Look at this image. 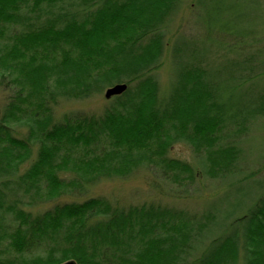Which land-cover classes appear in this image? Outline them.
I'll list each match as a JSON object with an SVG mask.
<instances>
[{
    "label": "trees",
    "instance_id": "16d2710c",
    "mask_svg": "<svg viewBox=\"0 0 264 264\" xmlns=\"http://www.w3.org/2000/svg\"><path fill=\"white\" fill-rule=\"evenodd\" d=\"M219 1L210 48L189 53L178 37L164 88L158 72L187 0H0V264H264V187L249 189L257 174L242 167L264 121V95L252 103L246 87L264 69L235 58L248 36L253 53L264 49L239 0ZM119 84L127 92L99 112L57 118L62 103ZM175 144L194 165L170 157ZM142 170L186 196L198 180L219 182L239 201L229 210L216 196L201 213L61 201Z\"/></svg>",
    "mask_w": 264,
    "mask_h": 264
},
{
    "label": "rangeland",
    "instance_id": "374dc122",
    "mask_svg": "<svg viewBox=\"0 0 264 264\" xmlns=\"http://www.w3.org/2000/svg\"><path fill=\"white\" fill-rule=\"evenodd\" d=\"M253 1L254 3H258V7L256 5L255 7L251 6V0H239L242 9L245 11V13H243L244 17L242 22L244 29L248 32H251V25H253V27L257 25L260 26L258 37L259 40L262 41L259 44L260 47L264 49V0ZM219 2V0H187V3H185L182 10L175 17L170 29L169 47L167 48L162 68L158 72L160 82L164 88L169 87L171 78H173L171 51L174 41L178 37L183 35L189 39V53L193 52L196 48L199 50L210 48V43L214 35L211 33L213 28H211L209 22L212 21L213 14L217 10ZM251 16L253 19L252 22ZM229 41L230 40L227 42ZM238 42H240L238 44L239 50L235 58L242 64H244L246 59L252 58L253 61L245 62L248 68L251 69V67L254 66L256 71H259L261 68L264 69V53H253L255 49L251 46V44H253L251 42V36L239 40ZM223 67L229 68L230 64L225 63ZM248 74L251 75V73ZM246 88L251 95V102H257L259 96L264 95V78L258 79ZM4 97L5 94L3 90L0 89L1 103ZM109 103L110 101L105 98L104 92L102 96H98L89 101L62 103L60 106L56 107L55 114L57 118H61L73 113L99 112ZM259 124L258 127L252 126L251 133L247 136L243 146L244 160L242 167L248 175L257 174L258 180L247 186L252 191H257L259 187H264V121ZM16 131L15 134L18 139L22 140L26 138V131H20L19 129H16ZM170 157L172 159L186 161L192 165L195 164L191 150L184 144H175L171 149ZM26 167L28 166L24 168ZM197 182L198 185L196 187L200 189L198 191L199 193L197 194L195 191H192L186 196L179 193L175 185H165L158 181V178L149 171L142 170L136 176L126 181L116 180L112 182H103L93 188L82 200L65 197L62 198L61 201H68V203H70L72 201L79 202L87 199H103L113 206L125 208L145 203H161L174 206L178 209H185L193 213L203 212L206 206L208 207L216 196L218 197L216 203L222 204L223 206L225 205L226 209L229 210L239 201L238 197L235 198V195L232 192H228L229 189H225L226 187L219 182L211 180L207 182L198 180ZM42 204L38 205L40 207H34L33 211L49 209L53 207L54 203L48 202L44 205ZM27 205V208L33 206L31 204ZM43 253V251H37L28 256L34 257L37 255H44Z\"/></svg>",
    "mask_w": 264,
    "mask_h": 264
},
{
    "label": "water",
    "instance_id": "95a60500",
    "mask_svg": "<svg viewBox=\"0 0 264 264\" xmlns=\"http://www.w3.org/2000/svg\"><path fill=\"white\" fill-rule=\"evenodd\" d=\"M127 90H128V85H126V84L116 85V86L111 87L105 91V98L107 100H111L113 98L120 97V96L124 95L127 92ZM65 264H77V263L72 261V262H68Z\"/></svg>",
    "mask_w": 264,
    "mask_h": 264
}]
</instances>
